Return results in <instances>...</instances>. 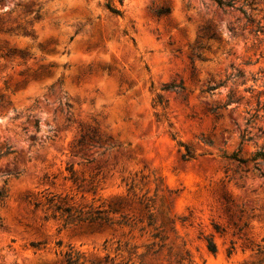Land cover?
<instances>
[{
    "label": "rangeland",
    "instance_id": "374dc122",
    "mask_svg": "<svg viewBox=\"0 0 264 264\" xmlns=\"http://www.w3.org/2000/svg\"><path fill=\"white\" fill-rule=\"evenodd\" d=\"M226 1L232 7L104 0L93 9L92 0H0V9L12 5L0 11V115L27 117L19 133L5 132L26 136L35 121L38 132L31 113L41 107L56 125L47 137L28 136L27 150L12 137L0 143V264H64L69 249L79 264H259L264 161L249 159L264 152V117L247 128L250 141L240 134L255 108L244 89L264 70V0H246L247 10ZM163 7L170 13L156 17ZM7 49L13 59L1 57ZM103 67L113 74L94 73ZM179 82L182 92L161 91ZM229 94L242 100L224 107ZM86 128L107 142L71 157L70 143ZM51 195L109 222L62 228L34 206Z\"/></svg>",
    "mask_w": 264,
    "mask_h": 264
},
{
    "label": "trees",
    "instance_id": "16d2710c",
    "mask_svg": "<svg viewBox=\"0 0 264 264\" xmlns=\"http://www.w3.org/2000/svg\"><path fill=\"white\" fill-rule=\"evenodd\" d=\"M217 6L219 7H232V4L230 1L226 0H213ZM111 13L115 16H120L121 13L119 10L113 9L112 7H109ZM170 13V9L168 7H163L158 10H154L153 14L156 17H163L167 16ZM39 17H36L35 20H38ZM250 24L253 25V22L250 20L248 21ZM3 31V28L0 27V32ZM255 35L262 33V28L256 24L255 30L252 31ZM26 34V32H24ZM16 55V51L14 49H7L5 53L1 56L3 58L7 59H13ZM21 58H24L25 55L22 53H19ZM106 72L107 76H111L113 74V70L109 67H103L101 69H96L95 74H97L99 71ZM44 73V69L39 68L36 71H33L31 74V77L33 79H38L42 76ZM92 70L88 69L87 71L81 72L75 79L76 82L80 81L82 78L86 76L92 75ZM23 75V74H21ZM236 81H239L240 86H245L246 81L243 79V74L240 71L236 72ZM252 85L248 86L244 89V92L248 93L251 96V99L255 100V108L250 110L253 111V113L250 114V111H248L246 114L248 115V118L244 119L245 123V129L240 134L241 143L250 141L249 133L246 131L248 127L254 124L255 121L259 120L261 117H264V70L260 71L256 76H253L251 78ZM262 81V85L260 86L262 90H257L256 86L258 85V82ZM25 79L21 81L19 84H24ZM119 88H121L125 84L124 78L119 75L118 79ZM224 82H220L217 85L213 86H207L205 89V93L211 94L214 90H216L218 87L222 86ZM152 89V84L149 86V90ZM161 91L165 92H174V93H180L183 91V85L182 82H179L177 84L171 83L169 85L163 86L161 88ZM0 99H2L0 97ZM242 98L236 97L234 99L230 94L227 96V101L225 103L224 107H227L231 103L239 104ZM156 103L162 106L166 105V101L162 100L160 96H157ZM66 107H68V104H65ZM259 113H262V116L259 115ZM34 130L37 132L38 130V123L35 121L33 124ZM106 136L101 135L98 133V131L94 128H86L82 129L78 132V135L75 137V139L70 143L69 145V153L71 157L74 158H82L83 154L82 151L87 146H94V144H101L106 143ZM9 154L4 153L3 155ZM184 156H189V152L187 151V154ZM230 159L236 160L238 162L245 163L247 161L242 160L237 157V155H233L230 157ZM257 160L264 161V152H256L249 161L255 162ZM258 170V169H257ZM69 172L71 173V178L73 179L75 176V173L73 169H69ZM14 176H18V173H16ZM75 180V178H74ZM0 198H2V195L0 194ZM45 203H35L34 206L37 208L39 206L45 207V210L47 213H49V216H46V219H53L58 220L62 223V228L70 227V226H80V225H96L98 227H101L102 225H107L109 220L102 215L101 212L96 211H86L84 208L81 207H75L72 203V198H68L67 196H59V195H51L46 196L44 198ZM33 246V245H32ZM261 257L264 256V250H258ZM80 261V255L72 249H69L68 252L64 254V264H79ZM264 262V257L262 260L259 261V264Z\"/></svg>",
    "mask_w": 264,
    "mask_h": 264
},
{
    "label": "clouds",
    "instance_id": "9594fccd",
    "mask_svg": "<svg viewBox=\"0 0 264 264\" xmlns=\"http://www.w3.org/2000/svg\"><path fill=\"white\" fill-rule=\"evenodd\" d=\"M82 2V0H81ZM97 2L103 3L104 0H92L91 7L94 9ZM205 4L210 5L211 7H214L213 0H204ZM128 4V0H125V5ZM243 6L245 10H247V2L246 0H238L237 7ZM12 7L11 4L7 6L5 9H0V11H7ZM239 15V13H237ZM225 40H230V33L226 30L223 32ZM234 43V42H233ZM221 92H223L225 95L228 92L227 88L221 89ZM54 107V106H53ZM17 111L22 110H9L6 112V114L0 115V143H3L6 138L12 137L11 143L15 145L17 149H25L27 150L29 148V141L28 136L31 135H38L41 138L47 137L51 134V131L56 128V125L52 122L54 117L52 116V113L50 111L44 110L43 107H41L39 110L33 111L31 113V116L33 118L39 119V131L36 132L34 129L30 128L29 132L26 136L16 138L13 137L12 132H5L6 128L12 129L14 128L17 133H19L20 129L17 127V125H22L24 123V120L27 118L26 116H21L19 120H16L15 122H12V118L16 115ZM261 143H264V141H261ZM253 151H256L255 148L252 149ZM32 153H29L31 155ZM5 163V161H0V165Z\"/></svg>",
    "mask_w": 264,
    "mask_h": 264
}]
</instances>
